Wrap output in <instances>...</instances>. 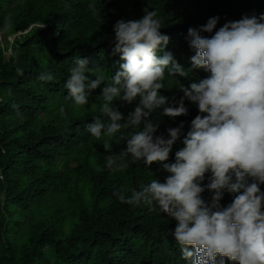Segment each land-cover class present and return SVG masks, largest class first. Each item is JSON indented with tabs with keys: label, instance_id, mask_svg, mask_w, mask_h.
Here are the masks:
<instances>
[{
	"label": "trees",
	"instance_id": "16d2710c",
	"mask_svg": "<svg viewBox=\"0 0 264 264\" xmlns=\"http://www.w3.org/2000/svg\"><path fill=\"white\" fill-rule=\"evenodd\" d=\"M145 7L158 10L160 31L170 37L157 55L171 52L189 69L195 54L186 39L189 27L213 16L220 17L217 29L244 15L259 16L264 0H0V264H185L171 234L175 219L143 203L122 204L113 195L119 189L130 195L152 179L163 182V164L174 162L183 145L174 143L167 161L145 166L124 157L127 167L108 169L107 159L126 147L121 133L130 129L99 141L85 129L100 115L107 81L82 106L63 87L78 56L88 61L89 79H96L93 73L110 79L123 62L112 52L113 26L119 19H140ZM42 72L53 81H39ZM207 75L203 69H191L187 77L166 73V87L158 92L169 102L178 100L183 93L177 80L188 86ZM185 105L187 115L168 117L162 108L152 114L156 135L170 138L167 130L181 122L186 133L197 114L206 115L188 100ZM112 106L126 117L136 101L116 99ZM210 195L201 194L206 201ZM235 195L226 192L222 206Z\"/></svg>",
	"mask_w": 264,
	"mask_h": 264
},
{
	"label": "clouds",
	"instance_id": "9594fccd",
	"mask_svg": "<svg viewBox=\"0 0 264 264\" xmlns=\"http://www.w3.org/2000/svg\"><path fill=\"white\" fill-rule=\"evenodd\" d=\"M143 11L140 19H119L113 26L112 52L120 54L123 62L110 79L103 73H93L96 79H89L85 75L91 71L88 61L78 56L63 85L74 105L82 106L88 103L91 90L107 81L99 95L100 115H94L85 129L98 141L102 135L112 138L130 129L121 133L126 147L107 159L108 169L127 167L121 162L124 157L145 166L167 161L174 143L179 140L183 145L175 152L174 162L163 164L168 173L163 182L152 179L133 188L130 195L123 189L114 190L113 195L122 204L143 203L150 211L158 209L175 219L171 234L185 264H264V191L260 187L264 185V13L244 15L218 29L219 16L189 27L186 39L195 54L190 57L191 68L186 69L171 52L157 55L170 37L160 31L164 23L156 8ZM214 29L210 37L202 35ZM191 69H203L208 75L188 86L177 80L175 86L183 93L178 100L173 97L169 102L158 92L166 87V73L187 77ZM17 72L23 74L21 68ZM37 79L50 82L54 77L42 72ZM116 99L128 104L136 101V106L125 117L112 106ZM185 100L206 115L197 114L186 133L181 122L167 130L170 138L156 135L159 124L152 114L162 108L168 117L187 115ZM103 146L109 151L107 141ZM205 190L211 194L207 201L201 196ZM226 192L236 195L222 206Z\"/></svg>",
	"mask_w": 264,
	"mask_h": 264
},
{
	"label": "built area",
	"instance_id": "2783aa9c",
	"mask_svg": "<svg viewBox=\"0 0 264 264\" xmlns=\"http://www.w3.org/2000/svg\"><path fill=\"white\" fill-rule=\"evenodd\" d=\"M12 37H13V38H12ZM14 37H15L14 35L11 36V37H9V39L11 40V42L14 40ZM11 52H12V51H11V48H9L7 54H11Z\"/></svg>",
	"mask_w": 264,
	"mask_h": 264
},
{
	"label": "rangeland",
	"instance_id": "374dc122",
	"mask_svg": "<svg viewBox=\"0 0 264 264\" xmlns=\"http://www.w3.org/2000/svg\"><path fill=\"white\" fill-rule=\"evenodd\" d=\"M13 38V37H12Z\"/></svg>",
	"mask_w": 264,
	"mask_h": 264
}]
</instances>
